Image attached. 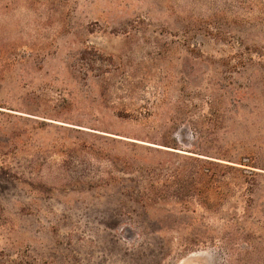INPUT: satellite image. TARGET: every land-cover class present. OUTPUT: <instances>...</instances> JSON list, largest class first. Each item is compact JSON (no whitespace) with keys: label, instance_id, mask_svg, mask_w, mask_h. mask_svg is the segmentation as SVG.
Returning a JSON list of instances; mask_svg holds the SVG:
<instances>
[{"label":"rangeland","instance_id":"1","mask_svg":"<svg viewBox=\"0 0 264 264\" xmlns=\"http://www.w3.org/2000/svg\"><path fill=\"white\" fill-rule=\"evenodd\" d=\"M0 264H264V0H0Z\"/></svg>","mask_w":264,"mask_h":264},{"label":"trees","instance_id":"2","mask_svg":"<svg viewBox=\"0 0 264 264\" xmlns=\"http://www.w3.org/2000/svg\"><path fill=\"white\" fill-rule=\"evenodd\" d=\"M175 149V148H174ZM202 163V168H201V171L204 173L205 176H208L209 173H210V166L212 165H216L217 163H214L212 161H208V160H203V161H200ZM251 200V198H250Z\"/></svg>","mask_w":264,"mask_h":264}]
</instances>
